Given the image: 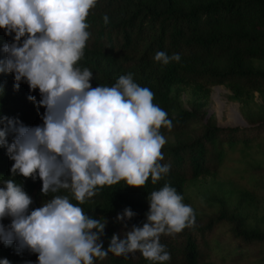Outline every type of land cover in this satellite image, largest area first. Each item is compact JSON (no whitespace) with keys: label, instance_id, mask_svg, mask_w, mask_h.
<instances>
[{"label":"clouds","instance_id":"obj_1","mask_svg":"<svg viewBox=\"0 0 264 264\" xmlns=\"http://www.w3.org/2000/svg\"><path fill=\"white\" fill-rule=\"evenodd\" d=\"M97 0H0V29L14 35L3 47L0 73H12L19 89L26 81L39 90L45 108L43 125L25 127L0 118V146H6L12 176L42 182V195L66 190L30 211L32 198L22 184L7 179L0 187V243L37 254V264H94L109 253L127 258L140 252L152 262L165 264L170 253L162 235L172 236L195 226L194 209L169 184L148 196L149 211L142 227L114 234L105 250L101 242L107 220L93 218L79 206L104 186L124 181L143 188L169 174L162 148L171 130L168 114L154 101L148 87L134 82L131 73L112 86L92 87L93 73L79 61L90 39L86 19ZM109 23L107 15L103 17ZM23 38V39H22ZM156 62H179V54L158 51ZM3 88L0 87V94ZM35 101L34 96L29 97ZM14 134L8 144V134ZM136 214L129 208L117 216L124 223ZM11 218L7 227L2 223ZM127 227V224L124 223ZM0 264H9L7 259Z\"/></svg>","mask_w":264,"mask_h":264},{"label":"trees","instance_id":"obj_2","mask_svg":"<svg viewBox=\"0 0 264 264\" xmlns=\"http://www.w3.org/2000/svg\"><path fill=\"white\" fill-rule=\"evenodd\" d=\"M105 15L109 18L107 25ZM86 22L91 35L78 66L93 73L92 87H110L121 75L131 73L134 82L152 90L153 102L168 114L173 125L171 130L160 129L167 139L162 148L164 160L160 162L170 166L167 176L156 184L149 177L143 188L127 187L124 181L104 186L79 205L85 214L107 220L101 236L106 250L114 234L123 239L133 226H143L151 192L169 184L184 198L186 183L215 175L232 147L264 140V118L249 119L245 127L208 124L203 122L204 115L198 108L179 109L171 96V89L185 82H196L208 89L222 85L243 104L250 103L254 93H264V70L254 66V61L264 62V0H97ZM14 35L0 29V60L6 59L3 47L14 42ZM158 51L169 56L179 54L181 59L163 65L154 59ZM15 84L14 74L0 73V118L19 121L25 127L42 126L46 110L38 106L39 90H31L26 81L20 83L18 90ZM170 137L173 140L169 142ZM13 139L14 134L9 133L8 144ZM13 163L7 147L0 146V187L7 179L22 184L33 200L30 211L55 195H68L72 203H78L66 190L43 196L39 177L35 181L19 174L13 177ZM254 172L264 180V168ZM129 208L136 215L124 222L125 227L117 216ZM2 223L7 227L11 218ZM223 226L228 227L241 248L232 261L240 260L244 253L264 256V232L246 228L243 216L220 209L202 216L195 213L194 227L172 236L162 235L160 242L171 256L165 264L218 262L214 246L221 238L219 229ZM4 259L9 264H37V254L18 249L15 243H0V261ZM94 264L158 262L148 261L136 252L127 258L109 253L104 260L95 259Z\"/></svg>","mask_w":264,"mask_h":264},{"label":"rangeland","instance_id":"obj_3","mask_svg":"<svg viewBox=\"0 0 264 264\" xmlns=\"http://www.w3.org/2000/svg\"><path fill=\"white\" fill-rule=\"evenodd\" d=\"M256 69L264 70V62L254 61ZM171 96L182 110L198 108L203 122L217 126H248L249 119L264 118V93H254L248 104L233 98L222 85L208 89L196 82H185L171 89ZM170 137L168 141H172ZM264 168V140L251 145L234 146L224 158L219 171L212 176L188 181L184 189V203L198 215H208L225 209L232 215L245 218V227L264 232V180L254 170ZM214 246L218 262L213 264H264V256L254 257L244 253L232 261L241 248L231 237L227 226Z\"/></svg>","mask_w":264,"mask_h":264}]
</instances>
